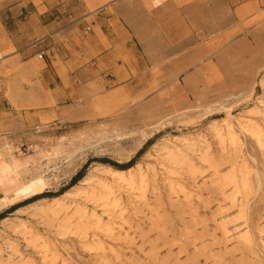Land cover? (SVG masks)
<instances>
[{
	"label": "rangeland",
	"instance_id": "374dc122",
	"mask_svg": "<svg viewBox=\"0 0 264 264\" xmlns=\"http://www.w3.org/2000/svg\"><path fill=\"white\" fill-rule=\"evenodd\" d=\"M6 1L0 264H264V0H176L192 43L115 86L80 44L77 66L54 62L64 94L40 77L59 47L24 36L40 0L13 17Z\"/></svg>",
	"mask_w": 264,
	"mask_h": 264
},
{
	"label": "crops",
	"instance_id": "0c3cea01",
	"mask_svg": "<svg viewBox=\"0 0 264 264\" xmlns=\"http://www.w3.org/2000/svg\"><path fill=\"white\" fill-rule=\"evenodd\" d=\"M32 1L7 0L5 10L13 17ZM63 1L34 2V8L24 21L28 28L24 33L26 39L42 38L39 47H59L57 53H50L40 74L41 80L56 93H66L64 80L72 82L71 77L75 76L70 69L63 70L54 64L56 56L77 66L84 58L82 52L79 57L77 46L86 47L89 59L93 60V74L100 78L110 74L111 85L115 86L122 82L123 76L147 70V61L175 60L176 48H171L172 45L192 43L193 29L186 23L191 16L186 7L176 6V0H152L154 4L150 8L146 0H104L83 10L79 16L66 15L67 5ZM181 4L187 6L186 1ZM175 21L180 22L178 30L171 27ZM177 37L181 40L176 41ZM142 38L156 39V44L163 46V50L145 51L140 48ZM166 46H169L167 50L164 49ZM52 48L56 50L54 46ZM49 50L43 49L46 55Z\"/></svg>",
	"mask_w": 264,
	"mask_h": 264
},
{
	"label": "built area",
	"instance_id": "2783aa9c",
	"mask_svg": "<svg viewBox=\"0 0 264 264\" xmlns=\"http://www.w3.org/2000/svg\"><path fill=\"white\" fill-rule=\"evenodd\" d=\"M45 54L43 50L40 51L39 56L42 57Z\"/></svg>",
	"mask_w": 264,
	"mask_h": 264
},
{
	"label": "bare ground",
	"instance_id": "6f19581e",
	"mask_svg": "<svg viewBox=\"0 0 264 264\" xmlns=\"http://www.w3.org/2000/svg\"><path fill=\"white\" fill-rule=\"evenodd\" d=\"M38 56H39V54H38ZM40 57V56H39ZM116 171H118V172H123V170H119V169H116Z\"/></svg>",
	"mask_w": 264,
	"mask_h": 264
},
{
	"label": "trees",
	"instance_id": "16d2710c",
	"mask_svg": "<svg viewBox=\"0 0 264 264\" xmlns=\"http://www.w3.org/2000/svg\"><path fill=\"white\" fill-rule=\"evenodd\" d=\"M109 163H111L112 165H115L113 162H109Z\"/></svg>",
	"mask_w": 264,
	"mask_h": 264
}]
</instances>
